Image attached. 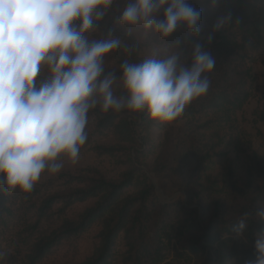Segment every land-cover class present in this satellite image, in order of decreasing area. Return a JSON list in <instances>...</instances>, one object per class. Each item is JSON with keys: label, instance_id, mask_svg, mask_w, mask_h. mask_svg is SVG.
Masks as SVG:
<instances>
[{"label": "trees", "instance_id": "16d2710c", "mask_svg": "<svg viewBox=\"0 0 264 264\" xmlns=\"http://www.w3.org/2000/svg\"><path fill=\"white\" fill-rule=\"evenodd\" d=\"M191 3L202 11L200 35L193 38L180 27L167 41L200 43L209 48L216 67L206 74L210 81L207 94L187 105L177 120L160 122L165 131L162 150L152 164L134 158L132 149L140 139L145 143L153 140L151 128L156 121L146 111L103 112L96 106L87 114V140L78 155L95 143L112 141V145L95 146L94 151L114 161L116 177L105 179L97 173L92 176L76 170L62 174L61 185L49 191L36 184L29 193L0 188V239L14 238L23 248L25 264H162L166 259L165 242L173 239L176 253L189 256L194 264H252L255 260L256 236L264 234V222L255 216L261 209L257 201L228 213L213 197L216 182H206L196 190L190 179L200 182L201 177L184 178L177 170L193 167L197 173L211 162H223L230 142L226 126L231 128V116L241 111L251 97L252 65L264 58V0ZM125 6L126 0H115L104 18L86 34L89 40H99L111 28L122 40L121 47L103 61L105 73L113 72L117 78L126 60L141 63L149 58H166L156 47L161 46L157 35L153 43H147L132 33L139 26L129 31L117 24ZM228 11L240 22L234 20L216 31L217 19ZM125 45H136L135 51L127 54ZM117 88V95L122 94ZM175 125L179 126L176 132L169 129ZM252 158L259 172L264 173V157ZM67 159L61 156L58 162ZM145 169L175 176L176 186L185 193L187 202L157 204ZM48 173L46 169L41 176ZM3 180L0 177V184ZM199 194L201 200H195ZM244 213H251L248 227L237 236L232 229ZM217 245H225L228 253L221 256L214 249Z\"/></svg>", "mask_w": 264, "mask_h": 264}, {"label": "clouds", "instance_id": "9594fccd", "mask_svg": "<svg viewBox=\"0 0 264 264\" xmlns=\"http://www.w3.org/2000/svg\"><path fill=\"white\" fill-rule=\"evenodd\" d=\"M115 0H0V188L32 191L47 169L58 173L63 163L78 158L85 144L87 114L101 111L147 112L152 121L177 120L187 105L206 95L207 73L216 67L208 47L195 43L191 63L181 61L175 46L166 58L121 65V76L105 73L104 58L122 45L109 29L106 37L89 40ZM222 0H211L212 5ZM163 10L161 18L160 13ZM202 11L191 0H126L117 24L129 31L166 41L183 27L200 35ZM235 20L231 11L217 19L219 31ZM212 37L209 36L210 45ZM177 45L179 41L176 42ZM136 45H125L129 55ZM46 70V75L41 73ZM43 76L42 79H38ZM122 89L117 95L115 88ZM251 213H244L232 231L245 233ZM255 216L264 222V208ZM252 264H264V234L254 242Z\"/></svg>", "mask_w": 264, "mask_h": 264}, {"label": "rangeland", "instance_id": "374dc122", "mask_svg": "<svg viewBox=\"0 0 264 264\" xmlns=\"http://www.w3.org/2000/svg\"><path fill=\"white\" fill-rule=\"evenodd\" d=\"M137 29L132 32L137 39L153 43L155 34L145 33L141 27ZM157 39L160 40L161 46L156 47L160 49L158 52L163 57L171 52L168 46H175L180 53L181 61L185 66L190 65L191 50L194 44L179 42L177 45V43H171L167 40L163 41L159 37ZM252 66L254 88L251 97L241 111L231 116V128L226 126V134L230 142L225 148L223 162L220 164L211 162L205 165L201 172L197 173L192 171L193 167L177 170V172L182 171L184 178L201 177L200 182L196 178L190 179L189 183H192L196 190L206 185V182L209 184L216 182V192L213 197L223 204L228 213H235L252 201L255 203L257 201V204L264 208V173L259 172L258 166L253 163L252 158L253 155H257L260 159L264 157V58H259ZM41 75H46V70ZM41 77L43 78V76ZM114 90L116 94L119 91L117 87ZM178 127L176 125L170 126L169 129L176 132ZM232 129L231 136L229 133ZM164 133L160 122H155V126L151 128L153 140L148 143H145L143 139L138 140L132 149L134 158L138 156V159H142L143 162L152 164L162 150L160 146ZM103 144L112 145L113 143L112 141H103L93 144L87 151L78 155L74 162L69 159L63 161V167L58 173L49 172L47 175L41 176L36 185L49 191V189L61 185L60 177L62 174L72 173L76 170L89 172L92 176L97 173L105 179L116 177L114 161L107 157L97 156L94 151L95 146ZM144 172L153 184L157 204L166 205L179 200L184 203L187 202L188 198H186L185 193L176 186L175 176L149 172L148 169H145ZM200 194L194 197L195 200H201ZM260 236L257 235L256 239ZM175 245L174 239L165 242L166 259L162 264H194V260L189 256L178 255ZM214 247L221 256L228 253L225 245ZM22 249L14 238L5 240L2 237L0 239V264H25Z\"/></svg>", "mask_w": 264, "mask_h": 264}]
</instances>
